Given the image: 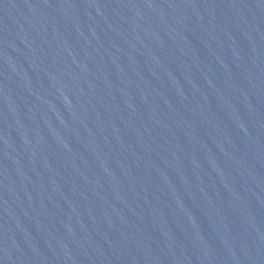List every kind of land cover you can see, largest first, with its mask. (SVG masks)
<instances>
[{
  "label": "water",
  "instance_id": "1",
  "mask_svg": "<svg viewBox=\"0 0 264 264\" xmlns=\"http://www.w3.org/2000/svg\"><path fill=\"white\" fill-rule=\"evenodd\" d=\"M0 264H264V0H0Z\"/></svg>",
  "mask_w": 264,
  "mask_h": 264
}]
</instances>
